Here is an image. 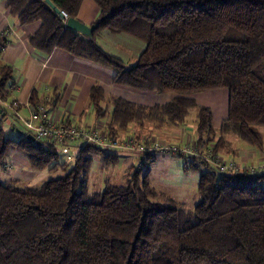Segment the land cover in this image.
Returning <instances> with one entry per match:
<instances>
[{
  "label": "trees",
  "instance_id": "1",
  "mask_svg": "<svg viewBox=\"0 0 264 264\" xmlns=\"http://www.w3.org/2000/svg\"><path fill=\"white\" fill-rule=\"evenodd\" d=\"M51 1L76 17L83 0ZM93 1L99 24L92 38L67 28L45 0H5V6L20 25L39 21L28 35L35 50L50 54L62 48L114 68L112 83L173 94L151 106L113 99L108 133L118 136L131 122L179 124L194 107L195 142L201 146L229 149L226 136L232 135L263 148L257 126H264V0ZM101 29L144 42L134 65L126 67L97 44ZM12 74L10 64L0 63L2 99ZM216 88L228 91L227 114L217 128L211 108L190 95ZM104 96L102 88L92 87L89 99L98 114ZM38 101L33 92L31 103ZM3 111L0 169L17 150L32 168H60L63 174L33 187L0 181V264H264V170L219 175L189 159L186 169L205 167L193 208L157 192L139 170L121 184L106 182L90 192L93 155H102L106 165L116 155L86 145L71 164L59 162L57 144L49 140L37 145L25 136L7 137Z\"/></svg>",
  "mask_w": 264,
  "mask_h": 264
},
{
  "label": "crops",
  "instance_id": "2",
  "mask_svg": "<svg viewBox=\"0 0 264 264\" xmlns=\"http://www.w3.org/2000/svg\"><path fill=\"white\" fill-rule=\"evenodd\" d=\"M89 1H82L76 16V18L85 24L94 23L99 16L97 5H90ZM85 7L90 9L88 14L85 11ZM38 26L39 21L26 25L18 24L17 18L9 14L5 6V0H0V44L4 45L3 50L0 49V63L4 62L13 67L12 79L9 81V84L17 86L15 90L8 92L5 100H15L18 102L21 112L26 113L25 106L27 103H31L32 93L35 92L39 101H45L48 116L51 115L57 121L74 120L81 127L109 131L108 127L113 109V99L120 97L136 104L151 106L168 102L173 97L171 93L142 92V90L112 83L115 74L114 68L100 64L89 58L72 55L65 49L55 48L50 54H44L35 50L29 43L28 35L33 33ZM95 39L103 50L121 59L123 63L125 62L124 60L128 59L129 65L127 67L134 65L145 47L140 44L143 41L125 33H112L107 29L99 30L95 34ZM93 86L102 88L105 95L100 105L103 114L96 113L90 102L89 94ZM1 107L3 106L0 104V112ZM9 113L8 109L3 111L2 116H5L3 125L6 123L5 119ZM183 123L156 126L154 122L146 121L142 126H138L131 122L124 131L117 130V135L123 137L133 134L138 138L151 137L179 144L188 140H195L194 135L191 133L193 129L183 127ZM8 124V127H11L13 130L15 129L12 123L8 122ZM213 126L215 128L218 127L214 124ZM226 139L230 144L229 151L225 153L227 157H234L241 150L248 148V145H245L243 141L240 142V139L238 140L235 136L227 135ZM62 148L66 150L64 147ZM71 148L75 149L74 146L69 149ZM75 152H77L76 149ZM131 153L132 151L128 150L111 152V154L116 155L118 158L112 165L113 167L118 165L121 158L124 159V165L121 170L118 169L114 172L116 175H126L127 178L133 165L128 164V160L133 159L130 155ZM97 155H93L92 161L98 157ZM262 155H264V149L255 150L253 156L249 157L247 162L254 163L256 160L261 159ZM136 156L138 155L136 154ZM101 157V161L105 163L102 155ZM10 158L18 161V164L23 163L21 162L22 158L18 154L12 153ZM138 159L140 160V156H138ZM162 159H165V156ZM156 165L154 164L153 166L157 167Z\"/></svg>",
  "mask_w": 264,
  "mask_h": 264
},
{
  "label": "rangeland",
  "instance_id": "3",
  "mask_svg": "<svg viewBox=\"0 0 264 264\" xmlns=\"http://www.w3.org/2000/svg\"><path fill=\"white\" fill-rule=\"evenodd\" d=\"M89 2L90 5L94 4V6H96L93 0H90ZM85 11L88 14L90 9L85 7ZM140 44L145 46L143 42ZM124 61V64L127 67L129 65V60L127 59ZM190 95L195 98L197 103L210 106L213 112V124L215 126H218L220 121L226 117L225 115L227 114L228 105V91L226 88H216L207 91L193 92ZM196 113L197 108L193 107L190 109L189 115L186 117V120L183 123V127H189L190 129H193L191 133L194 135V137L197 135L194 127ZM5 121L6 123L4 124V133L7 137L19 138L21 136H25L28 133L26 129L14 118L11 111ZM8 122L15 126L14 130L7 126ZM257 127L262 132L264 138V126ZM239 141L242 142L241 140ZM243 143L248 145V148L241 150L234 157H227L225 155L226 151H229L228 147L222 149L219 151V153H221V155L225 158L242 159L241 161H245L249 159V157L253 156L255 150L264 149V146L262 149H260L252 147L246 142ZM56 148L59 154L58 161L71 164V161H67L66 156L69 154L74 157L76 148H71L68 151L64 150L60 145H57ZM12 153L18 154L22 158L21 162L23 163L18 164V161H14L13 158H10ZM130 155L133 157V159L128 160L129 165L133 164L131 171L139 170L141 177L148 173L149 184L157 192L162 193L166 197H170L177 202L183 203L187 208L194 207L199 197L197 192L199 175L205 170V167L200 166L199 170L186 169L185 166L189 163L188 157L177 156L171 153H159L156 155L153 161L149 162L145 159L142 164L140 163L138 156H136V153H131ZM97 156L98 157L94 158L92 161L87 176L88 190L90 192H94L103 188L106 182L112 184H121L125 181L126 175L122 176L121 174L116 175L114 173L118 169L121 170L122 166L124 165V159L121 158L118 165L113 167V164L106 165L103 163L101 161L102 157L100 154ZM163 156H165V159H162ZM260 158H264V155H262ZM5 163L7 164V168L0 169V181H17L21 186H38L47 180L53 179L63 174V170L60 168L54 170H37L32 168L29 165L27 159L17 150L9 152V154L5 157ZM154 164H157V167L153 166ZM262 182L264 185V179Z\"/></svg>",
  "mask_w": 264,
  "mask_h": 264
},
{
  "label": "built area",
  "instance_id": "4",
  "mask_svg": "<svg viewBox=\"0 0 264 264\" xmlns=\"http://www.w3.org/2000/svg\"><path fill=\"white\" fill-rule=\"evenodd\" d=\"M65 18L68 15L62 11ZM4 47V46H3ZM3 47L0 49L3 50ZM6 90L11 92L16 89L15 84H8ZM0 104L12 112L15 119L32 133L37 139L49 140L57 145L63 146L66 150L70 147L76 148L75 155H78L82 147L92 145L101 149L114 151H132L140 156V163L146 159L153 161L159 153H171L177 156L188 157L192 161H202L211 165L219 175L246 171L251 174L264 170V158L255 163H248L247 160L225 158L219 152H214L212 144L201 146L195 140L186 142L169 143L157 138H138L133 134L123 137L113 136L109 131H101L97 128L81 127L74 120L57 121L51 115L48 116L45 101H38L35 105L27 103L26 113L19 109V104L15 100H5L0 97ZM75 157V156H74ZM67 154V161L74 159ZM7 168V164L4 165Z\"/></svg>",
  "mask_w": 264,
  "mask_h": 264
},
{
  "label": "water",
  "instance_id": "5",
  "mask_svg": "<svg viewBox=\"0 0 264 264\" xmlns=\"http://www.w3.org/2000/svg\"><path fill=\"white\" fill-rule=\"evenodd\" d=\"M45 2L54 10L62 19H64L65 26L72 29L87 38H92L93 31L98 27L99 22H94L92 24H85L76 17L65 18L61 9H59L51 0H45ZM105 16H102L100 20H103ZM25 137L37 145H41V140L37 139L32 133H27Z\"/></svg>",
  "mask_w": 264,
  "mask_h": 264
}]
</instances>
